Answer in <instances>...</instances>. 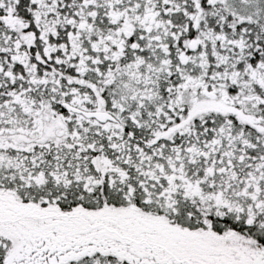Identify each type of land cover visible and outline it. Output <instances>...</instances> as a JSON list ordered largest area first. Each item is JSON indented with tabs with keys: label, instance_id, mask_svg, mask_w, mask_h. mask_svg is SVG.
<instances>
[{
	"label": "snow or ice",
	"instance_id": "1",
	"mask_svg": "<svg viewBox=\"0 0 264 264\" xmlns=\"http://www.w3.org/2000/svg\"><path fill=\"white\" fill-rule=\"evenodd\" d=\"M0 264H264V0H0Z\"/></svg>",
	"mask_w": 264,
	"mask_h": 264
}]
</instances>
